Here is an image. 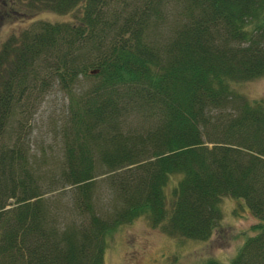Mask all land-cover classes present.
Masks as SVG:
<instances>
[{
	"label": "trees",
	"instance_id": "1",
	"mask_svg": "<svg viewBox=\"0 0 264 264\" xmlns=\"http://www.w3.org/2000/svg\"><path fill=\"white\" fill-rule=\"evenodd\" d=\"M75 8L73 21L29 19L0 42V264H102L108 236L139 215L204 239L223 195L257 220L227 263L197 264H264V102L233 84L264 70V0H0V26ZM51 81L67 95L50 178L70 195L69 219L22 133ZM100 165L107 215L94 204Z\"/></svg>",
	"mask_w": 264,
	"mask_h": 264
},
{
	"label": "rangeland",
	"instance_id": "2",
	"mask_svg": "<svg viewBox=\"0 0 264 264\" xmlns=\"http://www.w3.org/2000/svg\"><path fill=\"white\" fill-rule=\"evenodd\" d=\"M178 3H170L167 11L178 12ZM80 15V8L66 12L50 9L38 10L30 15L7 20L0 26V42L10 32H17L29 19L44 18L52 21H73ZM173 19L161 20L158 31H169ZM170 23V24H169ZM79 85L89 82L81 77ZM248 98L264 102V70L257 76L233 83ZM67 95L54 81L36 93L23 118V137L29 149V159L40 172L44 182V196L63 211L66 219L75 217L70 208V195L60 181L50 178L57 171L63 154L61 122L66 114ZM104 168L97 166L96 210L107 215L114 199L105 179ZM174 180L169 181V194ZM221 217L210 235L204 239L172 235L152 224L145 215H139L119 224L108 236L102 264H197L208 258L227 263L243 240L251 233L250 224L257 219L238 198L223 195L220 200Z\"/></svg>",
	"mask_w": 264,
	"mask_h": 264
}]
</instances>
